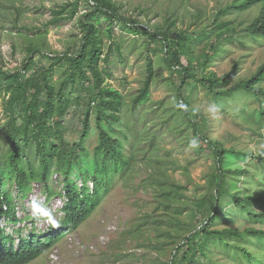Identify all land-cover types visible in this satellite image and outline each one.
<instances>
[{"label":"rangeland","instance_id":"1","mask_svg":"<svg viewBox=\"0 0 264 264\" xmlns=\"http://www.w3.org/2000/svg\"><path fill=\"white\" fill-rule=\"evenodd\" d=\"M113 1L120 7L121 15L134 22L139 32V35L131 34L115 21L114 40L105 37L106 59L100 64L106 84L123 96L117 125L122 133L118 137L124 141V153L131 164L116 177L86 222L68 232L53 249L59 252L60 264H171L177 255L180 258L177 264H181L187 247L177 253L178 247L208 219L218 198V163L213 144L234 152L224 166L241 172L236 177L228 175L229 192L241 198L264 195V164L256 160L264 155V114L260 103L243 93L219 96L195 79L180 89L182 79L164 63L162 44L152 42L142 28L150 29L152 34L170 31L172 35L194 37L202 30L210 31L220 11L235 0ZM72 4H78L76 15L56 22L54 11ZM87 12L89 0H0V73L21 72L29 78L48 69L53 57L76 55L82 43L79 23ZM259 13L260 6L255 5L221 16L220 20L230 25L221 42L218 44L214 35L211 39L199 40L192 46L195 63L191 64L186 56L181 62L185 67L193 65L192 70L199 78L209 74L219 78L228 76V85L223 87L226 91L250 79L264 64V39L253 40L244 31ZM101 27L106 28L107 23L103 22ZM216 44L223 48L218 53L213 50ZM31 50L36 53L31 54ZM203 54L211 56L205 69ZM30 57L34 58V66L25 72L24 65ZM150 59L155 69L150 99L135 108L134 99L145 84ZM63 64L56 67L52 79L56 90L66 77L68 65ZM9 85L0 76V159L3 162L11 150L5 131L12 115L7 107ZM86 86V90L66 92L72 104L63 125L67 144L80 143L85 113L90 108L92 125L83 144L92 156L100 135L95 124L97 104L92 103L93 86ZM183 100L187 102L185 107ZM191 121L197 123V131ZM34 150L32 147L28 151L32 160ZM77 176L80 173L72 177L78 179ZM52 181L53 192L60 195L63 179L61 182V177L55 174ZM60 200L58 196L47 198L45 187L34 185L30 198L19 201L21 228L40 232L50 226L59 227L63 218ZM252 209L260 211L255 206ZM211 228L243 232L247 228L264 230V225L251 221L248 213L227 196L220 217ZM203 239L201 234L196 241ZM227 241L246 246L259 256L264 253L263 243H246L230 237ZM223 248L217 243L206 250L207 256L193 249L187 255L196 254L194 261L183 264H251L233 247ZM52 250L30 264H51Z\"/></svg>","mask_w":264,"mask_h":264},{"label":"trees","instance_id":"2","mask_svg":"<svg viewBox=\"0 0 264 264\" xmlns=\"http://www.w3.org/2000/svg\"><path fill=\"white\" fill-rule=\"evenodd\" d=\"M255 5L260 6V13L255 21L244 31L246 36L253 40L264 39V0H235V2L220 11L215 25L208 30L198 32L194 37L182 34L169 33L152 34L150 29L142 28L152 42L162 44L164 51V63L173 74H179L182 81L180 89H184L195 79L196 83L203 85L211 92L219 96H231L233 93H243L254 97L263 109L264 114V64L248 80L239 82L234 88L226 91L223 87L228 85V76L219 78L215 74H209L199 78L193 72L195 59L193 58V43L215 36L219 44L224 31L229 30V24L221 21L220 17L231 13L233 10H247ZM78 11V4L63 6L54 11L55 21L72 19ZM65 14H67L65 16ZM119 21L127 32L139 35L134 22L126 20L121 15V9L113 0H89V12L85 13L79 23L82 32V43L76 55L65 54L61 57H53L48 69H43L32 77L26 78L21 72L9 74L1 72L0 76L10 83L6 88L9 94L7 102L8 110L12 113L5 131L8 134L10 152L7 161L0 159V264H30L41 256L55 248L71 230H77L90 215L100 206L104 195L110 191L116 177L130 166V159L125 155L124 141L118 137L122 130L117 126L120 122V112L123 107L122 94L106 84V76L100 68V64L106 59L104 50L105 37L114 40L112 26ZM103 22L107 23L102 28ZM133 23V24H131ZM173 25V24H172ZM235 29H233L234 31ZM173 36V37H172ZM213 46L215 53L222 50V45ZM35 54L36 50H31ZM205 63L200 64L203 69L210 61V55L203 54ZM183 56L190 59L191 67H185L181 62ZM203 57V56H202ZM198 60V59H197ZM68 65L66 77L59 90H56L52 79L56 67L63 63ZM65 65V64H63ZM34 66V58L30 57L24 65V71H30ZM147 79L139 95L134 99V107L138 108L148 102L155 77L153 61L150 59L147 68ZM87 84L92 85V103L97 104L95 124L99 131L100 142L96 146L93 155L85 148L83 142L88 138L92 113L90 108L85 113L84 130L80 143L69 146L65 139L63 119L72 102L67 98L66 92L86 90ZM97 102V103H96ZM219 103V101H218ZM182 104L187 106L183 100ZM91 107V103L88 105ZM19 114V116H17ZM197 131V123L190 122ZM199 132V130H198ZM196 136L200 134L196 132ZM126 137V135H125ZM207 141V138H202ZM211 143L212 142H209ZM34 147V160L30 159L28 151ZM213 154L217 160V189L218 198L212 206L211 215L201 223L195 233L191 234L184 244L178 247L177 253L184 251L185 256L181 264L189 260L194 261L196 254L207 256V249L217 243L224 250L240 252L251 264H264L262 256L252 253L246 246L232 245L227 238L242 239L250 243L256 241L263 243L264 230L247 228L243 232L231 228L212 230V224L218 220L222 212L224 197L229 196L235 204L248 213L255 224L264 225V195L254 198H241L228 189V175L236 177L241 172L229 170L224 166L230 155L234 152L226 151L221 146L213 144ZM221 147V148H220ZM264 164V155L256 157ZM80 173L77 178L72 177ZM56 175L61 177L60 195L53 192L51 181ZM79 183H78V181ZM53 183V181H52ZM89 183L92 184L90 188ZM43 185L47 198L60 197L62 202L63 218L59 227L50 226L43 231L33 228L24 230L21 228L23 219L18 216L20 200H27L34 192V185ZM260 209L254 212L253 207ZM28 213H25L27 215ZM47 217H50L47 215ZM28 221V219H27ZM203 234V241L197 242ZM189 250V251H188ZM264 252V251H263ZM193 256V257H192ZM171 264H177L179 256L175 257Z\"/></svg>","mask_w":264,"mask_h":264},{"label":"built area","instance_id":"3","mask_svg":"<svg viewBox=\"0 0 264 264\" xmlns=\"http://www.w3.org/2000/svg\"><path fill=\"white\" fill-rule=\"evenodd\" d=\"M90 185V188H92V184L89 183ZM61 207H62V203L60 204ZM50 261H51V264H60V256H59V252L57 249H53L51 254H50Z\"/></svg>","mask_w":264,"mask_h":264},{"label":"clouds","instance_id":"4","mask_svg":"<svg viewBox=\"0 0 264 264\" xmlns=\"http://www.w3.org/2000/svg\"><path fill=\"white\" fill-rule=\"evenodd\" d=\"M62 202H60V204H61ZM62 208V207H61ZM61 208H60V210L59 211H61L62 212V210H61ZM63 213V212H62ZM64 216V215H63Z\"/></svg>","mask_w":264,"mask_h":264}]
</instances>
